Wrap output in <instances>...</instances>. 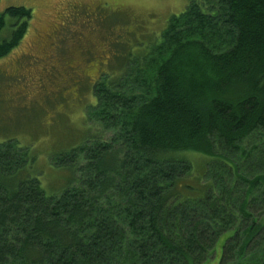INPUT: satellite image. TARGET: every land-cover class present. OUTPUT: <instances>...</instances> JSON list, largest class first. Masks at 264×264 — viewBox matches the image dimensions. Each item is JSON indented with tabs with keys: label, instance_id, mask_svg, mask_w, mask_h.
Instances as JSON below:
<instances>
[{
	"label": "trees",
	"instance_id": "trees-1",
	"mask_svg": "<svg viewBox=\"0 0 264 264\" xmlns=\"http://www.w3.org/2000/svg\"><path fill=\"white\" fill-rule=\"evenodd\" d=\"M32 14L0 11V58ZM94 93L87 138L52 156L74 172L61 192L0 142V264H205L223 236L216 264H243L264 235V0H190ZM185 150L207 153L203 173Z\"/></svg>",
	"mask_w": 264,
	"mask_h": 264
},
{
	"label": "rangeland",
	"instance_id": "rangeland-1",
	"mask_svg": "<svg viewBox=\"0 0 264 264\" xmlns=\"http://www.w3.org/2000/svg\"><path fill=\"white\" fill-rule=\"evenodd\" d=\"M189 2L0 0V11L23 5L33 13L22 41L0 58V142L28 146L37 156L28 172L40 177L48 194L61 192L74 175L52 156L87 138L86 109L96 101L95 82L102 73L118 71L130 53L141 54ZM12 29L8 20L1 37ZM183 156L192 162V174L204 172L207 153L185 150ZM224 238L215 250L218 259ZM214 258L205 264H216Z\"/></svg>",
	"mask_w": 264,
	"mask_h": 264
},
{
	"label": "flooded vegetation",
	"instance_id": "flooded-vegetation-1",
	"mask_svg": "<svg viewBox=\"0 0 264 264\" xmlns=\"http://www.w3.org/2000/svg\"><path fill=\"white\" fill-rule=\"evenodd\" d=\"M257 212V211H254ZM260 221L262 222L261 230L264 234V211L261 212ZM259 237V232H253L247 243V256L243 264H264V235L263 242L257 243L254 239Z\"/></svg>",
	"mask_w": 264,
	"mask_h": 264
},
{
	"label": "bare ground",
	"instance_id": "bare-ground-1",
	"mask_svg": "<svg viewBox=\"0 0 264 264\" xmlns=\"http://www.w3.org/2000/svg\"><path fill=\"white\" fill-rule=\"evenodd\" d=\"M126 63V62H125Z\"/></svg>",
	"mask_w": 264,
	"mask_h": 264
}]
</instances>
